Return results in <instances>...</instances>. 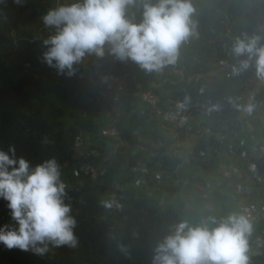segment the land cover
Masks as SVG:
<instances>
[{"label": "trees", "instance_id": "obj_1", "mask_svg": "<svg viewBox=\"0 0 264 264\" xmlns=\"http://www.w3.org/2000/svg\"><path fill=\"white\" fill-rule=\"evenodd\" d=\"M51 1L25 0L17 5L13 0H0V21L16 35L13 41L0 31V148L14 145L17 155L33 163L54 157L61 179L73 183L77 177L85 178L82 184L65 188L64 197L77 221L74 233L78 244L54 248L38 257L8 250L0 243V264H151L154 246L184 220L182 196L197 195L204 200L205 216L216 218L230 211L222 205L213 214L215 197L234 194L238 210L242 199L228 183L206 197L192 191H205L208 180L217 176L219 164L228 159V143L236 142L231 128L216 122L219 110L208 105L205 110L192 111L173 136L172 124L152 117L148 104L137 93L149 88L159 93L162 111L173 110L185 97L188 102L209 103L215 97L238 93L240 83L255 72L250 67L238 76L231 74V65L239 59L232 54V45L243 34L264 37V0H192L196 35L182 44L176 64L161 72L147 73L132 61L120 62L108 55L102 59L89 56L76 66L71 78L57 75L41 62L37 38L48 33L43 25L24 29L9 20L15 11V20L35 22L52 6ZM27 10V17L19 16ZM141 11L138 0L128 9V16L139 22ZM215 33L221 34L215 38ZM110 79L123 87L116 99ZM251 98V113L256 115L257 109L261 117L256 123L249 120L237 127L248 143L250 135L264 138V83ZM237 105L245 103L233 101L228 107L235 117L242 111ZM104 129L116 130L119 140L113 134H103ZM77 136L96 141L91 146L96 151L91 160L99 171L96 178L78 172L80 159L73 155ZM141 164L147 171L137 169ZM261 171L264 175V167ZM160 174L171 181L169 185L156 184L157 197H153L149 187ZM112 179L122 188L109 187ZM251 184L252 193L243 203H263L264 184ZM172 197H177L180 208ZM111 200L119 207L104 206V201ZM205 216L201 215L198 223ZM8 222L12 223L10 210L0 198V225ZM254 230L264 236V217L254 224ZM248 245L249 264H264V252L256 254L251 241Z\"/></svg>", "mask_w": 264, "mask_h": 264}, {"label": "clouds", "instance_id": "obj_2", "mask_svg": "<svg viewBox=\"0 0 264 264\" xmlns=\"http://www.w3.org/2000/svg\"><path fill=\"white\" fill-rule=\"evenodd\" d=\"M22 5L25 0H13ZM138 0H55L40 17L48 30L37 38L40 60L57 75L73 77L87 57L106 55L120 62L132 61L147 73L176 64L183 43L196 35L192 0H139L141 19L129 18L128 9ZM257 34L236 37L231 65L238 76L254 67L264 82V43ZM237 105L251 113L254 104ZM231 102V98H230ZM188 97L176 108L185 110ZM218 106L213 105L215 109ZM65 184L54 157L33 163L17 155L14 145L0 148V198L7 201L12 223L0 225V243L8 250L43 257L54 248H75L77 221L64 201ZM111 208L115 200L104 201ZM252 223L247 211L208 217L192 224L177 222L154 246L151 264H249L248 237Z\"/></svg>", "mask_w": 264, "mask_h": 264}, {"label": "built area", "instance_id": "obj_3", "mask_svg": "<svg viewBox=\"0 0 264 264\" xmlns=\"http://www.w3.org/2000/svg\"><path fill=\"white\" fill-rule=\"evenodd\" d=\"M220 34L215 33L214 37L216 38L220 36ZM258 82L259 81L254 73L240 83V90L238 93L215 97L209 103L205 102L204 100L189 101L186 109L179 112L177 108H174L171 111H162L160 106L164 103L161 100L160 94L150 89L138 92L137 95L142 101L148 104L146 107L147 112L152 117H159L160 119L172 124L173 136L178 135V128L182 126L185 117H188L192 111L205 110L208 105L218 106L217 109L219 110L218 112L220 118H218L216 122H221V127H230L232 130V137L234 140H236V142L228 143V159L219 164L217 176L211 181L208 180L205 191L199 190L197 188L192 191L206 197L208 194H211L218 188L221 189V186L223 190L225 183L233 184L234 190L240 195V198L242 199V204L240 205L238 212L246 210L252 223V232L248 237V241L252 242L253 252L256 254H261L264 252V236H261L260 233L254 230V224L264 217V202L261 203L260 200H256L255 203H253V201L247 203L243 202L246 197L252 193L251 183L264 184V175L261 171V168L264 167V138L263 140H259L258 138L250 135V143H248L247 138L240 136L237 131V127L240 126L241 120L234 115H231L228 109L230 98L231 102H238L244 100L249 94L254 96L255 92L259 90ZM112 88H114L116 91L113 95V97L116 99L118 97L117 94L123 90V87L117 81L113 82ZM142 111L143 110H141V112ZM255 111L256 115H253L254 113H248L247 115L249 120L255 121L254 123H256L257 117H261V114L258 112V110L255 109ZM108 133L113 134V137H115L116 140H119V136L115 131H110ZM91 146L92 143L89 140L86 141V138L77 136L73 143V155L80 159L79 166L77 168L78 172L81 171L84 175H90L96 178L99 171L93 166L91 161L93 156L96 154V151L95 149H92ZM137 169L145 172L147 171V166L141 164ZM75 175L77 177V171L75 172L74 176ZM155 179L161 186L169 185L171 181V178L166 174H160V176H156ZM61 180L65 184V188H73V185L75 184H82L85 178L77 177L73 183L68 182L65 179ZM108 184L112 189L122 188L116 179H112L110 182H108ZM110 195L114 196L115 192H111ZM160 198L158 200H160V203H162L163 198ZM256 203H259V205H256ZM202 219H207V216Z\"/></svg>", "mask_w": 264, "mask_h": 264}, {"label": "rangeland", "instance_id": "obj_4", "mask_svg": "<svg viewBox=\"0 0 264 264\" xmlns=\"http://www.w3.org/2000/svg\"><path fill=\"white\" fill-rule=\"evenodd\" d=\"M51 4L53 6L54 2L51 1ZM17 5L16 6L14 5L13 8L16 9L17 8ZM29 12H30V10L24 11L19 16L20 17H23V18L24 17H27V15L29 14ZM16 16H17L16 15V12L13 11L11 13V16H10L9 20L11 22L15 21V24L18 26V28L28 29V28L34 27L35 26L34 24H36V26H38V27L42 25V23L40 21V17L41 16L38 18L37 21L30 22V23L24 21V19L23 20H15V19H18V17H16ZM5 23L8 26L7 20H5ZM0 28H1L0 31H2L3 33H5V35L10 36V38L13 41H16V35H14V32L15 31L14 32L13 31L10 32L9 30H7L6 29L7 27H5V25H3V21L2 20L0 21ZM38 33H39V37H41L42 32L39 31ZM110 80L112 82H117L116 80H113V79H110ZM190 192H186V193H190ZM183 197H184L185 203H184V208L181 207V209L183 211L182 212V216H183L184 220H187V221H189L192 224L198 223L199 217L201 215L202 216L205 215L204 214V212H205V210H204V200L203 199H199L197 197V195L196 196L195 195L194 196L193 195L192 196H188L189 197L188 199H186L185 196H182V198ZM215 198L216 199L213 201V206H212L213 209H214L212 211L213 214H214L215 211H217L218 209H220L222 207V205H224L227 209H229L230 213L231 212H234V211L237 212V210H238V204L236 202V196L234 194H231L228 197H219V198L218 197H215ZM171 199L174 200L176 202L177 206L179 207V203H177V197L176 198L175 197H172ZM206 216H207V218L208 217H212V215H206ZM8 223H10V222H8ZM4 248H6V247L4 246Z\"/></svg>", "mask_w": 264, "mask_h": 264}, {"label": "crops", "instance_id": "obj_5", "mask_svg": "<svg viewBox=\"0 0 264 264\" xmlns=\"http://www.w3.org/2000/svg\"><path fill=\"white\" fill-rule=\"evenodd\" d=\"M54 2H55V0H54ZM176 71H179V70H176ZM258 81H259V80H258ZM263 83H264V82L259 81V82H258V87H259V86L261 87V86L263 85ZM149 89H150V88H149ZM147 90H148V89H147ZM150 90H152V89H150ZM152 91H153V90H152ZM154 92H155V91H154ZM250 97H252L251 94H249V95H247V96L245 97V99L243 100L245 104H247V103L249 102V98H250ZM172 101H173V100H172ZM251 101H252V100H251ZM173 102H174V101H173ZM247 114H248V113H246V112H244V111H241V112L238 114V116H237V118H239V119L241 120V123H242L243 126H244V122L249 121V119L247 118V117H248ZM110 131H111V132H112V131H115V132L117 133V135H118V132H117L116 130H114V129H111V130H109V129H104V130H102V132H104V133H105V132L108 133V132H110ZM104 133H103V134H104ZM105 134H106V133H105ZM118 136H119V135H118ZM84 138H86V137H84ZM87 138H88V140L90 141V138H89V137H87ZM87 138H86V139H87ZM92 140H93V139H92ZM93 141H94V142H92V141H90V142H91L92 144L96 142L95 140H93ZM101 143H102V142H99V144H101ZM97 144H98V143H97ZM104 147H107L106 144H105ZM154 182H155L154 186H153V187H149V188H150V189H149V190H150L149 193L152 194L153 197L156 196V189H157L156 184H158V182H157L156 179H155ZM192 190H193V189H192ZM156 197H157V196H156ZM236 200H237V198H236ZM237 212H238V211H237ZM203 216H205V215H203Z\"/></svg>", "mask_w": 264, "mask_h": 264}]
</instances>
